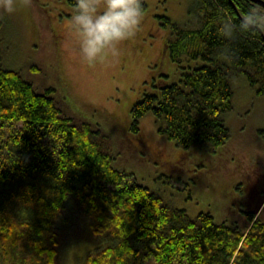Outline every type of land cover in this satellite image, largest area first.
<instances>
[{"label":"trees","instance_id":"trees-1","mask_svg":"<svg viewBox=\"0 0 264 264\" xmlns=\"http://www.w3.org/2000/svg\"><path fill=\"white\" fill-rule=\"evenodd\" d=\"M195 25L171 20L166 48L178 77L150 81L130 107L129 129L151 112L178 146L214 151L230 136L231 81L264 91V28L241 31L251 0H196ZM141 6L145 4L140 0ZM231 21V36L222 31ZM0 17V263L59 264L75 240L95 246L84 264H264V220L247 225L194 216L113 164V139L71 110L54 86L3 63ZM194 61V62H193ZM193 62V63H191ZM166 76V75H165ZM154 87L153 89H151Z\"/></svg>","mask_w":264,"mask_h":264},{"label":"rangeland","instance_id":"rangeland-1","mask_svg":"<svg viewBox=\"0 0 264 264\" xmlns=\"http://www.w3.org/2000/svg\"><path fill=\"white\" fill-rule=\"evenodd\" d=\"M141 1L143 16L134 35L90 64L69 27L75 0H15L12 13L0 7L2 36L9 44L3 63L20 68L37 86H54L71 110L100 123L113 139V164L189 215L209 211L216 221L247 228L249 212L256 210L254 217L264 220V91L257 93L244 73L231 81L232 104L224 113L230 136L214 151L178 146L157 131L151 112L139 118L137 133L129 129L131 104L150 81L178 77V63L166 48L169 24L163 16L195 25L200 15L196 0ZM95 3L102 12L104 0ZM254 9L264 14V8ZM94 246L86 240L62 246L59 264H84Z\"/></svg>","mask_w":264,"mask_h":264},{"label":"clouds","instance_id":"clouds-1","mask_svg":"<svg viewBox=\"0 0 264 264\" xmlns=\"http://www.w3.org/2000/svg\"><path fill=\"white\" fill-rule=\"evenodd\" d=\"M28 0H25V4ZM6 12L15 11V0H0ZM143 16L140 0H104L103 11H97L95 0H75L69 27L79 39V51L88 63L102 60L108 51L134 35ZM264 27V14L253 9L246 13L239 24L241 31ZM234 25L223 22L222 31L231 36Z\"/></svg>","mask_w":264,"mask_h":264},{"label":"water","instance_id":"water-1","mask_svg":"<svg viewBox=\"0 0 264 264\" xmlns=\"http://www.w3.org/2000/svg\"><path fill=\"white\" fill-rule=\"evenodd\" d=\"M259 5H261L262 7H264V0H251Z\"/></svg>","mask_w":264,"mask_h":264},{"label":"flooded vegetation","instance_id":"flooded-vegetation-1","mask_svg":"<svg viewBox=\"0 0 264 264\" xmlns=\"http://www.w3.org/2000/svg\"><path fill=\"white\" fill-rule=\"evenodd\" d=\"M252 212H256V213H257V211H256V210H255V211H252ZM249 213L251 214V212H249ZM256 213H254V214H256ZM254 216H255V215H254ZM254 216H253V217H254ZM257 216H258V215H257ZM233 222H234V221H233Z\"/></svg>","mask_w":264,"mask_h":264}]
</instances>
